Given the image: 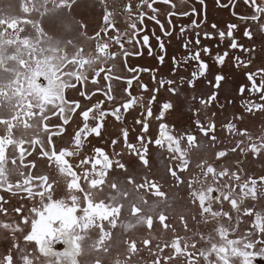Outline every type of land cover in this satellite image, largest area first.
Instances as JSON below:
<instances>
[{"label": "flooded vegetation", "instance_id": "obj_1", "mask_svg": "<svg viewBox=\"0 0 264 264\" xmlns=\"http://www.w3.org/2000/svg\"><path fill=\"white\" fill-rule=\"evenodd\" d=\"M149 3L151 8L142 0H0V162L5 170L13 155H23L22 148L31 149L32 156L15 162L17 169L25 171L20 164L34 162L33 174L37 169L48 173L53 182H59L53 185L56 197H63L68 175L81 171L72 169L71 164L94 155L95 147L109 154L122 153L110 155L109 167L96 170L87 168L90 165L82 166L83 179L78 185L73 183L78 187L73 194L79 209L72 216L73 220L79 218L73 264H221L215 259L220 255L216 250L224 247L228 239L243 238L245 229L256 223L257 215L264 217V148L256 147L264 144V110L255 107L264 105V99L261 93L252 91L251 81L247 80L248 73L264 69L259 60L235 69V83L229 85L230 104L223 100L211 102L208 119L203 121V112L197 117L205 126L214 124L208 136L199 132L194 120L196 110L202 107L198 89L194 90L196 101L168 110L161 118L170 127L193 133L194 139L181 137L170 150L148 144V150L138 156L127 149L122 136L126 128L127 142L136 143L142 129L135 120L141 119L143 112L149 123L146 139L159 138L161 121L155 116L163 111L164 102L176 100L170 86H161L159 81L172 78L176 62L203 47L211 49L208 54L201 51L206 63L225 51L228 65L235 66V56L247 61L249 54L240 47L231 49L230 43L235 39L238 45L251 46L243 33L264 23V15L258 22L241 19L256 14L253 0ZM255 4L264 5V0H255ZM153 8L157 11L153 12ZM140 15L144 16L142 22ZM153 15L164 25V31L172 32L171 36H165L160 25L150 19ZM134 23L139 29L135 36ZM212 23L217 24V29L210 28ZM230 24L238 25L232 37L227 36ZM181 28L185 29L183 33ZM219 31L226 33L223 40ZM153 32L164 42L163 52ZM204 32H211L212 37L204 36ZM145 34L149 35L148 45L142 43ZM197 38L199 45L195 43ZM188 40L192 44L186 48L184 42ZM127 52L140 55L125 57ZM159 55L165 56L163 62ZM199 63H181L177 74L187 79ZM133 67L137 72L130 73L128 69ZM144 68L149 71L140 70ZM207 75L197 82L206 80ZM133 77L129 86L127 80ZM255 79L259 84V77ZM240 84L244 85L242 93ZM182 87L187 94L189 86ZM207 87L212 91L210 85ZM137 96L143 97L144 107H122ZM69 100L78 101L85 110L96 108L90 113L93 119H103L102 109L107 113L102 136L85 135L81 151L72 148L75 132L83 127L82 111H75ZM147 105H151L153 117L146 116ZM116 108L124 117L123 123L112 115ZM63 119H70V123L64 125ZM213 135L216 139H209ZM111 140L118 143L111 145ZM142 147L137 145L133 152ZM40 149L45 150V156H55L54 149L65 150L55 159L66 166L58 172L48 157H37ZM67 149H72L76 157H66ZM30 194L0 188V261L18 243L27 249L34 264H56V258L24 239L30 234L24 220L28 210L38 206L39 199L30 198ZM4 224L19 226L23 231L13 234ZM64 247L62 241L55 244L56 251L62 252ZM11 254L13 264H24L15 250ZM236 255L227 252L222 259ZM228 264H235V259H228ZM256 264H264V260Z\"/></svg>", "mask_w": 264, "mask_h": 264}, {"label": "snow or ice", "instance_id": "obj_2", "mask_svg": "<svg viewBox=\"0 0 264 264\" xmlns=\"http://www.w3.org/2000/svg\"><path fill=\"white\" fill-rule=\"evenodd\" d=\"M167 3V0H164ZM144 5H147L149 8L152 5L149 3V0H142ZM203 3V0H201ZM253 6L255 7V13L250 18L241 17L242 20L250 19L253 22H258L260 17L264 15V5L255 4V0H253ZM157 9L153 8V12H156ZM195 11V10H194ZM138 19L142 22L144 19L143 15H140ZM150 19L155 20L157 24L160 25L162 32H164L165 36H171V31H164V25L161 23L159 19L156 18L155 15L151 16ZM193 25H196V22H192ZM206 23V16H205ZM171 24V21H169ZM211 29H217V24L212 23L210 25ZM238 25L230 24L229 30L227 31V36H233V30L237 29ZM132 31L134 36L138 33L139 29L137 28V23L132 24ZM181 33L185 31L184 28L180 29ZM155 36V33H152ZM225 31H219L218 35L221 40L225 38ZM243 35L248 37L251 41V46L246 47L243 44L238 45L235 39L230 43L231 49H236L240 47L245 53L249 54L247 61H242L240 56H235V66L228 65L226 63L225 58L228 56V52H223V54L217 53L214 57V60L210 63H206L201 58V51L205 54L211 52V49L208 47H203L201 51H195L194 53L188 55H184L181 61L176 62V68L173 69L172 78L169 79H161L159 81L161 86L167 85L170 86V90L176 94V100L174 102H164L162 104L163 111H158V115L155 116V119L161 121L158 124L159 128V138L149 137L146 139L145 134L149 133V123L147 119H144V113H141V119H136L135 124L139 125L142 129L141 134H139L136 143H129V131L125 128L122 130V136L124 138V142L126 143V147L132 153H136L138 156L143 155L144 152L148 150V144L154 143L157 148H164L166 150H170L173 144H178L181 137L185 139H194V134L189 131L177 129L175 127H170L168 123L162 121L161 118L165 116V113L168 110H172L174 108H179L181 105L188 103L191 104L193 101L197 100V94L194 90H199L200 98L199 104L202 106L200 109L196 110V115L194 117L195 124L199 126V132L203 133V136H208L210 131H214V124H205L202 123V120L197 119L202 112L204 114L205 120L208 119L207 116V108L211 102H219L221 100L227 101L228 104L231 103L229 85L235 83L234 73L235 69L240 66H247V64H251L253 59L259 60L261 63H264V23H257L256 27L251 30H245ZM255 35L256 39H253ZM204 36L211 38V32H204ZM197 37H199V33H197ZM156 41L159 42L158 47L163 52L165 50V44L161 41L160 36H155ZM139 43V41H135ZM133 43V40L131 41ZM143 45L149 44V35L145 34L142 36ZM195 43L199 45L201 43L200 39L197 38ZM192 44V41L188 40L184 42V47L189 48ZM257 44L260 45L257 48ZM149 54L151 55V48H149ZM140 55V53H132L127 52L125 57ZM175 60V58H173ZM159 60L163 62L165 60L164 55H159ZM190 61H200V63L196 66V70L190 73V76L186 79V77L182 74H177L176 69H178L181 63L188 65ZM216 62H218L219 66H216ZM141 71H149V69L144 68L140 69ZM128 71L130 73L137 72L135 67L129 68ZM206 73L208 74L206 80H201L199 82V77H205ZM255 77H259V84H257V80ZM132 79L127 80V84L130 86L133 83ZM247 80L251 81V89L253 92L261 93V99H264V69H259L255 72H250L247 74ZM187 84L189 86L188 93L185 94L183 85ZM208 85L211 86L212 91L208 90ZM144 88L147 86L144 85ZM239 91L242 93L244 91V85H238ZM160 89H156L159 91ZM167 90V89H166ZM155 101L156 97L153 96L151 98ZM129 102L122 105L124 109H132L134 106H142L144 107L143 97L137 96L130 100ZM69 105H71L75 111L78 108H81V105L78 101H68ZM97 104H99L97 102ZM225 105L223 103L220 104V107L223 108ZM101 109L102 106L100 105ZM255 107L264 110V105H255ZM62 112L68 111V109H62ZM82 116H83V127L75 132L74 135V147L72 149H77L81 151L85 147V141L83 137L85 135L91 136L95 135L96 137L102 136V128L103 121L106 117L107 113L102 109L101 115L103 119H100L99 116L93 119L90 113L96 112L97 109L94 110L88 108L87 110L81 108ZM71 115V112H69ZM112 115L115 118L123 123L124 117H120V109L116 108L112 110ZM146 116L153 117L154 113L151 105L146 106ZM99 120L101 123L97 124L96 121ZM91 121V122H90ZM70 123V119H63V124L68 125ZM50 126V125H49ZM229 127H232L233 124H229ZM83 133V134H81ZM209 139L215 140L216 137L213 135L209 137ZM79 140V142H78ZM111 145H116L118 143L117 140H111ZM137 145L143 146L140 151L133 152V149H136ZM258 148H264V144L257 145ZM67 149L66 157H76V153ZM55 150V156H60L62 151L65 150ZM21 151L23 155L16 154L13 155L9 160L8 167L5 170V166L3 162H0V188H5L7 191L11 192L15 190V192L27 191L30 194V198L35 199L38 197V206H34L28 210V217L25 218L24 223H28L30 227V234L25 235L24 239L27 242H35L36 245L39 246L38 250L42 253H47L49 257L56 258V264H73V257L76 254L75 250V240L77 235V224L79 223V218L76 220L72 219L74 213H78L79 209L76 207L77 197L73 194L78 191V187H73V183L79 184V181L83 179V167L90 165L87 167L89 169L99 170L103 167H109L112 163V158L110 155H122L120 152L112 151L110 154L103 150L101 147L94 148V155L85 156L74 166L68 161V164H71L73 167L77 169H81V171H74L73 173L68 175L69 183H67L65 187V196L56 197L55 192L56 188H53V185L59 183L58 181L53 182L50 179L48 173H40L39 169L36 170V173L33 174L31 169H36V164L34 162H30L25 165L24 163L20 164L21 169H27L25 171H20L16 167V161H24L26 157L32 156L33 151L31 149L22 148ZM44 149L38 150L37 157L43 156L48 157L52 163L56 166L57 171L59 172L62 167L66 165L63 164L62 161L56 160L55 156H52L49 153V156L44 155ZM57 151L59 154H57ZM35 159V158H33ZM7 173V175L5 174ZM17 177L16 180H11L10 177ZM35 189V191H33ZM2 199V198H0ZM57 210H63V213L67 215L58 214ZM19 211V209H17ZM203 211V209H202ZM34 214V215H33ZM86 219V217H84ZM255 224L251 225V228H246L244 237L241 239H228L224 247L216 250L220 253L219 256H216L215 259L220 260L221 264H228V259H235V264H256L257 260H264V217L257 215L255 217ZM30 222V223H29ZM259 226V227H257ZM3 227L5 229H11L13 234L16 231H23L19 226H14L11 224H4ZM253 228H256V231H253ZM3 239H8V237H3ZM15 239V237H13ZM62 241L66 247L63 248V251H56L55 244L57 242ZM15 250L17 254V258L24 262V264H34V259L29 258V254L26 248L21 247L18 243L13 244V248L9 250V254L6 255L3 261H0V264H13V255L11 251ZM234 252L237 255L234 258H223L224 253Z\"/></svg>", "mask_w": 264, "mask_h": 264}]
</instances>
